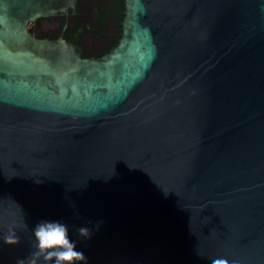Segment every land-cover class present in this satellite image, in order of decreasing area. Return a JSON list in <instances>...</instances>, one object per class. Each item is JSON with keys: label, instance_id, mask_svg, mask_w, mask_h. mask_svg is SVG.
I'll list each match as a JSON object with an SVG mask.
<instances>
[{"label": "water", "instance_id": "obj_1", "mask_svg": "<svg viewBox=\"0 0 264 264\" xmlns=\"http://www.w3.org/2000/svg\"><path fill=\"white\" fill-rule=\"evenodd\" d=\"M77 2L0 0V264L41 221L86 264H264V0H125L91 58L32 31Z\"/></svg>", "mask_w": 264, "mask_h": 264}, {"label": "trees", "instance_id": "obj_2", "mask_svg": "<svg viewBox=\"0 0 264 264\" xmlns=\"http://www.w3.org/2000/svg\"><path fill=\"white\" fill-rule=\"evenodd\" d=\"M124 11L125 0H78L75 13L69 10L61 18L60 31L68 42L82 46L84 58L102 57L119 43ZM87 39L97 45L85 46Z\"/></svg>", "mask_w": 264, "mask_h": 264}, {"label": "clouds", "instance_id": "obj_3", "mask_svg": "<svg viewBox=\"0 0 264 264\" xmlns=\"http://www.w3.org/2000/svg\"><path fill=\"white\" fill-rule=\"evenodd\" d=\"M68 231V227L58 221H41L36 224L33 230L36 251L32 258L27 260V264H37L36 257H43L51 264H86V257L83 252L76 250V243L70 240ZM77 232L79 237L84 239L91 236V229L87 226L80 227ZM3 241L9 246L16 245L19 242L16 231L9 229ZM17 264H26V261L18 260ZM211 264H229V261L225 258H216Z\"/></svg>", "mask_w": 264, "mask_h": 264}, {"label": "flooded vegetation", "instance_id": "obj_4", "mask_svg": "<svg viewBox=\"0 0 264 264\" xmlns=\"http://www.w3.org/2000/svg\"><path fill=\"white\" fill-rule=\"evenodd\" d=\"M67 15H65V16H67ZM65 16L64 15H61V14H57V15L52 16L50 18L41 19L38 24L36 23V25L32 26V29H33L32 31L34 32L35 36L37 38H39V39H49V40L59 39L60 37H63V33L60 31V25H61V18L62 17H65ZM43 21L46 22V23H50V24L53 23L54 24V25H52L53 30H50V31L48 30V31H45V32H40L39 31V27H41V23H43ZM91 57H95V56H90L88 58H91Z\"/></svg>", "mask_w": 264, "mask_h": 264}]
</instances>
